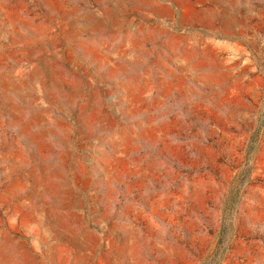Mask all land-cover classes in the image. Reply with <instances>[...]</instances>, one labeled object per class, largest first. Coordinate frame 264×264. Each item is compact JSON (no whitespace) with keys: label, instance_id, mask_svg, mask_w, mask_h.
<instances>
[{"label":"rangeland","instance_id":"1","mask_svg":"<svg viewBox=\"0 0 264 264\" xmlns=\"http://www.w3.org/2000/svg\"><path fill=\"white\" fill-rule=\"evenodd\" d=\"M0 264H264V0H0Z\"/></svg>","mask_w":264,"mask_h":264}]
</instances>
